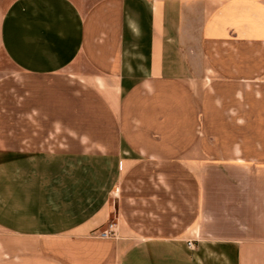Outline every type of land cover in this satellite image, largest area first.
<instances>
[{
    "label": "crops",
    "instance_id": "obj_1",
    "mask_svg": "<svg viewBox=\"0 0 264 264\" xmlns=\"http://www.w3.org/2000/svg\"><path fill=\"white\" fill-rule=\"evenodd\" d=\"M0 264H264V0H0Z\"/></svg>",
    "mask_w": 264,
    "mask_h": 264
},
{
    "label": "built area",
    "instance_id": "obj_2",
    "mask_svg": "<svg viewBox=\"0 0 264 264\" xmlns=\"http://www.w3.org/2000/svg\"><path fill=\"white\" fill-rule=\"evenodd\" d=\"M113 227H114V224L113 223L110 224L109 228L101 231L100 235L104 236V237H109V236H112V235H116V232H115ZM187 243H188V247H190V248H194L195 247V243H194L193 240H189Z\"/></svg>",
    "mask_w": 264,
    "mask_h": 264
}]
</instances>
